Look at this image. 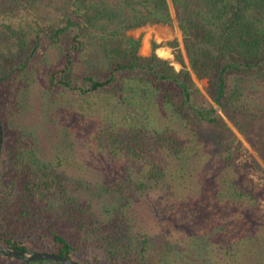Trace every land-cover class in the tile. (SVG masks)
Returning a JSON list of instances; mask_svg holds the SVG:
<instances>
[{
	"label": "trees",
	"instance_id": "obj_1",
	"mask_svg": "<svg viewBox=\"0 0 264 264\" xmlns=\"http://www.w3.org/2000/svg\"><path fill=\"white\" fill-rule=\"evenodd\" d=\"M20 5L0 0V13ZM43 6L28 38L19 23L17 31L8 26L17 53L0 55V245L76 264H169L178 257L264 264V182L249 175L264 176V0H44ZM173 23L186 59L169 43L178 69L156 55L160 42L152 37L148 53L139 52L147 47L145 27ZM47 50L55 54L43 70L48 92L141 108L139 118L126 110L90 130L101 153L131 162L127 171L140 167L135 177L126 172L101 183L95 200L71 193L65 176L28 145L21 95L29 83L19 78ZM150 106L166 121L149 119ZM237 153L245 159L236 160ZM154 188L177 192L180 203L167 212L181 216H171L178 222L165 226L170 236L157 243L133 209ZM166 251L174 257L166 259ZM0 264L61 263L0 255Z\"/></svg>",
	"mask_w": 264,
	"mask_h": 264
},
{
	"label": "rangeland",
	"instance_id": "obj_2",
	"mask_svg": "<svg viewBox=\"0 0 264 264\" xmlns=\"http://www.w3.org/2000/svg\"><path fill=\"white\" fill-rule=\"evenodd\" d=\"M8 1L14 2V0ZM17 1L19 5L21 3L22 5L12 8L10 11L7 9L0 13V55L2 56L10 57L17 53L16 39L9 32L10 28L17 31L18 28L15 26L16 23H19L23 34L28 38L32 32L29 24L39 22L41 15H44V0ZM27 1L30 3L28 4ZM23 5H25L24 8ZM49 17H52V15H49ZM134 32L138 34V31L135 30ZM142 34V38L146 36L147 47L146 49L143 47L139 49L141 54L148 53L149 40L152 37L155 42H160V45L155 49L157 56L171 61L174 68H180V64L173 60L172 49L169 46V43H175L181 51L184 63H186L179 31L175 23L170 27H145ZM54 55V50H47L44 56H40L43 58L41 61H39L40 57L37 59L39 64L19 78V81L22 80V85H25L24 79L29 83L28 86H25L21 95L24 104L22 111L23 127L25 133L30 138L28 145L31 146V151L40 160L50 162L65 176L71 193L86 199L92 198L95 200L93 197L96 196L97 187L101 183L109 182L115 177L120 178L126 172L130 176L135 177L138 175L140 167L127 171L125 166L132 164L131 162L125 159L116 161L114 159L115 156L108 158L106 151H104L106 154L101 153L96 148L89 134L91 133L90 130L96 132L99 128V122L104 117L116 120L121 118L126 110L129 113H137L141 108L138 107L139 110L133 106H121L102 97L90 98L86 101H74L70 96L48 92L44 85L43 70L44 66L53 60ZM197 85L200 87V82H197ZM155 111L156 108L152 106L147 109L146 114L147 116L149 115V119L153 121L160 118L162 122L166 121L162 113L159 111L155 113ZM136 117H140L139 113H137ZM228 125L230 124L228 123ZM121 127H126V125H122ZM230 128L242 142L243 146L249 152H252L243 137L231 125ZM234 156L236 160L245 159V156L240 153ZM198 164H193V167L197 170L204 166L203 164ZM261 166L264 170V166L262 164ZM249 175H251L253 181L264 182V176L260 173V178L251 173ZM172 193L174 194L157 188L149 189L143 195L137 197L134 202L133 209L137 220L136 223L149 229L151 234H155V243L158 242V238L160 237L165 238L167 236L168 238L170 236L169 233L163 232V228L169 225V223L178 222V218H172L171 216L181 217L175 213L167 212V209L172 207L173 204L180 203V201L176 200L177 192L172 191ZM261 206L264 208V201H261ZM179 221L181 222V218H179ZM175 236L180 235L176 233ZM166 256V259L173 258L174 251L171 253L166 251ZM201 263H203V260L201 262L200 258L192 262H186L184 259H180V257H178L177 262L175 260L169 261V264Z\"/></svg>",
	"mask_w": 264,
	"mask_h": 264
},
{
	"label": "water",
	"instance_id": "obj_3",
	"mask_svg": "<svg viewBox=\"0 0 264 264\" xmlns=\"http://www.w3.org/2000/svg\"><path fill=\"white\" fill-rule=\"evenodd\" d=\"M1 127H0V143H1ZM0 255L7 256L12 259L20 260V261H31L34 259H49V260H56L61 264H76L73 260L59 256L54 253H45V252H38L33 250H26V251H19L12 249L5 245H0Z\"/></svg>",
	"mask_w": 264,
	"mask_h": 264
},
{
	"label": "crops",
	"instance_id": "obj_4",
	"mask_svg": "<svg viewBox=\"0 0 264 264\" xmlns=\"http://www.w3.org/2000/svg\"><path fill=\"white\" fill-rule=\"evenodd\" d=\"M154 27H157V26H154ZM147 52H145V54H146Z\"/></svg>",
	"mask_w": 264,
	"mask_h": 264
}]
</instances>
